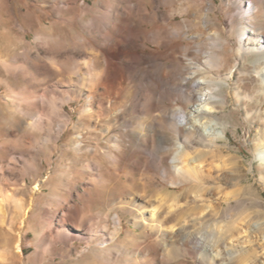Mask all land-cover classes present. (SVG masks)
<instances>
[{
  "label": "rangeland",
  "instance_id": "obj_1",
  "mask_svg": "<svg viewBox=\"0 0 264 264\" xmlns=\"http://www.w3.org/2000/svg\"><path fill=\"white\" fill-rule=\"evenodd\" d=\"M74 2L75 0H0V45L10 44L14 46L16 59L11 66H22L29 62L27 57L34 55V53L27 44L20 42L32 39L31 32L41 25L56 24L70 30L72 33L71 46L75 50L82 49L80 42L89 38V33H92L91 14L82 16L77 9H71ZM201 3L204 5L202 8L199 6ZM218 4L227 11L232 20V30L238 45V52L241 35L249 27V23L245 20L244 11L236 4V0H163V4H160L159 8L161 10L168 9L171 12L170 16L165 13L171 18V31L169 32L175 34L174 39L178 45L176 52L173 57L169 56L166 47H164L165 40L161 39L160 36V42L156 43L154 38L139 41L138 47L129 49L124 56L117 59L116 62L119 61L118 68L120 69L118 72L124 78L125 86L124 84L123 86L126 92L120 98L113 96L110 99L111 111L101 113L102 115L96 119L110 121L118 136L121 129L114 126L116 122L123 123L124 129H126L123 138L127 144L124 174L132 177L134 185L139 183L141 198L146 201L158 200L159 203L161 202V209L165 212L170 211L169 207L172 203H177L174 212L183 213L184 216L192 217L194 213L206 212L221 213L223 218H226L227 214L234 215L246 228L254 227V231L248 234V238L253 242L256 264H262L264 258V170L260 168V164L264 162V159L260 155L264 153V134H262L264 132V87L260 85L264 82L254 72L258 56H246L238 61L241 77L250 82L243 95L239 97V103L244 106L245 110L241 113L238 108L233 106V112L225 107L223 113L229 123H231L233 116L240 121L239 126L235 129V135L240 137L239 141L233 138L231 131L226 134L213 120L209 119V116L215 114L212 111L209 116L199 119L202 124L210 125L212 133L218 137H216L218 148L215 154H206L208 149H205L201 144L192 147V150L190 149L191 153L197 151L198 154V163L191 161V165L195 164V166L201 167L197 168L200 173H197L196 176L201 185H194L191 181L176 185L179 183V179L176 177L179 167L176 166L181 163L178 156L167 151L166 143L160 142L161 144L156 148H148L145 143L148 134L144 129L155 124L156 117L164 118L168 125L175 124L180 120L183 110L192 111L190 106L197 103L195 99L193 103L189 102L188 96L200 97V94L211 89H216L215 93L220 91L219 84L212 81V78L205 79L204 76L198 75V73L203 72L200 64L205 58V53L210 52L212 48H217L218 43L216 40H205L208 34H205L204 37L201 36L203 28L197 22L202 23L205 19H212ZM80 6L81 11L91 7L92 13L105 10L101 7L99 0H81ZM155 7V3H148L149 20L154 18L152 14ZM261 8L259 18L253 27L262 34L264 33L263 4ZM243 14L244 16H242ZM69 19H73V21H69ZM73 23L76 25L73 26ZM165 26V22L160 17L155 19L154 27L164 28ZM133 30H136V27ZM155 37L156 40H159V36ZM128 44V42L123 44V47ZM161 45H163L164 50L158 52L157 49ZM31 47L38 49L41 45L37 44ZM91 57L92 55L89 59L92 60L93 57ZM235 62L232 63L231 69L235 66ZM70 68L72 72L69 69L68 72L72 74L76 83L78 80L86 78L82 75L84 73L78 72L75 65ZM237 69L235 68L234 72ZM186 79H189L188 82L185 81ZM200 81H204V83H200ZM146 93H149L151 98H146L145 105L143 101L139 100V96L141 94V96L146 95ZM153 93L156 94L155 97ZM228 94L232 95L231 92ZM160 98L162 100H158ZM82 103L85 105L84 100ZM65 111L68 110L65 109ZM95 113H98L97 110ZM69 115H71L70 112ZM97 128L99 129L100 125H97ZM204 128L202 131H205ZM245 137L252 140L259 138V148L253 145L251 149L248 145V139ZM73 146L75 148V142H73ZM253 152L255 153L254 156ZM245 156L248 158L247 164L244 163ZM140 158L142 159L140 164L132 168V165L138 163ZM200 162L203 165H199ZM215 168L222 169L221 174L224 177H218ZM9 183L14 182L10 180ZM206 185L209 186L208 189L206 188L207 190L204 189ZM201 190L203 192L200 193ZM230 193H234L232 201L221 203L218 201ZM6 195L0 193V209L2 210L0 212V264H22L24 249L31 246L34 252L40 253V264H45V250L38 247L37 236L46 229L45 218L42 213L43 209L49 205L42 206V209L40 208L29 220L30 209L26 206L25 199L15 194L7 196L5 199ZM126 195L123 197L124 199L120 200V203L138 197L136 191L132 190H128ZM18 202H20L21 209L17 207ZM208 206L211 207V211H209ZM108 212L109 210L105 213ZM126 218L133 217L126 214ZM112 220L111 218L108 221L111 227L108 234L113 237V232L120 227L114 226ZM115 220L119 223L117 219ZM127 227L141 234L140 228H135L134 224ZM25 228L32 234V245L25 243V238L28 235ZM244 236L240 235L241 242L245 240ZM17 238H20L22 242V254L17 253L12 244ZM113 238L115 239V237ZM120 240L125 241L126 239L121 237ZM71 244L70 255L67 254L63 261H59L57 258L59 264L96 262L102 259V256H114L119 250L115 244L110 245L108 250L104 252L97 248L90 251L86 241H73ZM27 255L25 253V264H31ZM55 255L58 256V254ZM53 256V254H48V258ZM194 261V259H187L182 264H195Z\"/></svg>",
  "mask_w": 264,
  "mask_h": 264
},
{
  "label": "clouds",
  "instance_id": "obj_2",
  "mask_svg": "<svg viewBox=\"0 0 264 264\" xmlns=\"http://www.w3.org/2000/svg\"><path fill=\"white\" fill-rule=\"evenodd\" d=\"M199 6L204 7L202 3ZM162 11L171 15L168 9ZM197 23L203 28L201 36L208 34L205 40L218 43L217 48L205 53L200 64L203 72L198 73L205 79L211 77L220 86V91L209 98L208 106L215 113L209 119L226 134L231 131L233 138L239 141L235 129L240 121L233 116L229 123L223 115L225 107L233 112V106L241 113L245 110L239 97L250 84L241 77L239 64L238 70L228 76L232 63L240 60L232 20L218 4L212 19ZM31 37L20 42L27 44L34 53L23 65V72L19 66L15 70L10 66L16 59L14 46L0 45V193L7 194L5 199L13 194L23 197L30 209L29 220L42 206L51 205L43 212L45 219L51 218V227L45 229L38 247L45 250L46 264H59L71 246L70 240L57 235L65 213L73 212L78 216L84 226L85 240L89 239V230L96 225L105 238L103 243L112 245L120 238L114 239L103 231L104 212L114 209L119 214L120 222L113 219L112 224L121 228V237L128 239L132 231L127 226L135 221L126 218L120 200L128 190L136 191L140 197L141 188L138 182L133 184L132 177L124 174L120 137L114 132L113 124L108 120H97L94 116L96 105L93 103L87 108L78 90L70 87L75 81L68 72L69 61L81 56L71 46V31L47 24L32 31ZM37 44L41 47H31ZM163 50V45L157 49L158 52ZM33 65L40 70L36 71ZM260 86L264 87V83ZM97 89L95 86L88 88L96 93ZM98 97L97 93V104ZM54 104L58 111L53 110ZM61 118L68 123L58 127ZM97 125H100L99 129ZM257 140L248 139L251 149L253 145L259 148L260 140ZM73 142L79 147L74 148ZM244 163H248L247 156ZM260 168L264 170V162ZM10 180L14 183H9ZM147 202L152 203L151 200ZM209 230H212L211 226ZM25 231L28 232L26 228ZM140 231L143 232V228ZM32 239L28 232L25 243L32 245ZM218 241L224 251L228 250V237H218ZM49 249L58 256L48 258ZM25 253L31 264H40V253L34 252L32 246L24 249L22 264H25ZM217 259L223 260V256Z\"/></svg>",
  "mask_w": 264,
  "mask_h": 264
},
{
  "label": "bare ground",
  "instance_id": "obj_3",
  "mask_svg": "<svg viewBox=\"0 0 264 264\" xmlns=\"http://www.w3.org/2000/svg\"><path fill=\"white\" fill-rule=\"evenodd\" d=\"M80 2L79 0H75L71 9H77L82 16H89L91 14L90 26L93 29L91 30L92 33H89V38H85L80 42L82 49L77 51L81 53V56L79 58H71L68 67L69 69L71 66L75 65L78 72L81 74L84 73L82 75L86 76V78L78 80L74 85L70 84V87H75L78 90L79 96L85 101V106L87 108H91L93 103L96 105L95 111L97 110L98 112H94L96 118L100 117V115H102L101 113H104L105 111H111L110 99L113 96L120 98L126 92L124 78L121 76L120 72H118L120 69L118 68L119 61L116 62L117 59L124 56L129 49L138 47L139 41L148 38H154V42L156 43L160 42L161 36V39L165 40L164 47H166L168 55L172 57L176 52L178 45L174 39L175 34L169 32L171 31V18L159 8L160 4H163V0H99L101 7L105 9L103 12L99 13H92L91 7H88L85 11H81ZM149 2L151 4H156V7L154 8L155 11L152 14L154 15L152 20L148 19L150 16L148 9ZM236 4H238L244 11L245 16L244 14L242 16H244L245 20L249 23V27H247L243 35H241L240 48L237 52V56L240 57L241 60L246 56L257 55L258 58L255 62L254 72L257 73L258 77L264 82V33L261 34V32L259 33V31L254 28L255 21L259 18L262 10L261 5H264V0H249V2L248 0H236ZM157 17H160L161 20L165 22L166 26L164 28L154 27L155 19ZM69 21H73V19H69ZM75 25L76 24L73 23V26ZM134 27H136V30H133ZM155 36H159V40H156ZM127 42L129 44L126 47H123V44H126ZM90 55L93 57H91L92 60L89 59ZM32 56L33 55L27 57L28 61L31 60ZM11 67L14 70L17 69V66ZM237 67L238 62L236 61L235 66L230 72H228V76H231L232 72H234V69H237ZM33 68H35L36 71L40 70L36 65H33ZM19 70L22 72L24 71L23 65L19 66ZM29 70L32 69L30 68ZM188 80L189 79H186L185 81L188 82ZM89 86H95L98 88V104L96 103L97 93L95 91H89ZM215 91L216 89H211L204 94H200V97L188 96L189 102L193 103V100L195 99L197 103H191L192 105L190 107H192V111L183 110L181 112L180 120L177 123L168 125L164 118L156 117L155 124L148 128L144 127V130L148 134L145 138V143L148 148H156L159 144L166 143L167 151L178 156L181 163L176 166L179 167L176 173L179 183H176V185L190 181L193 182L194 185H201L200 180L196 177L197 173H200L197 171V168L200 166L197 167L195 164L191 165V161H193V163H198L197 151L194 152L196 154H194L193 151L192 153L190 152L192 147L201 144L205 149H208V152L206 153L208 155L215 154L217 151L218 147L216 139L218 137L212 133L210 125L206 126L199 120L210 115L212 108L208 106V101ZM148 94H143V96H141V94L139 96V100L143 101V104L145 103L144 101L146 98L149 97ZM153 96L155 97L156 94L153 93ZM158 100L162 99L160 98ZM158 100L157 102H159ZM53 110H59L55 104L53 105ZM67 123L66 120L61 118L59 119L57 126L59 127ZM114 127L121 129V132H119L122 147L121 160L124 162L125 171V152L127 144L123 137L125 135L124 133H126V129H124L123 123L120 124L119 122H116ZM202 127L205 131H202ZM78 147L79 145L76 144L75 148ZM198 153L200 154V151ZM260 157L264 159V153L261 154ZM141 160L142 159L140 158L138 163L133 164L132 168L140 164ZM199 165H203V163L200 162ZM215 170L218 177H224V175L222 176L221 174L222 169L215 168ZM136 171L138 170L136 169ZM207 187L209 186L206 185L204 189ZM201 192L203 191L201 190L200 193ZM233 194L230 193L227 196L220 198L218 201L220 203L230 202L234 199ZM138 199L139 202H137ZM161 200L163 201V199ZM157 201L158 200L149 203L144 198L133 197L120 203L124 212H127L126 214L133 217L135 228H143V232L140 234V232L131 230V237L125 241L119 240L114 243L116 248L119 249L114 256H102V259L96 262H86L84 264H158V262L159 264H182L187 259H194L195 264H224V261H227V264L257 263L253 242L248 238V234L254 231L253 226L246 228L241 222H239L238 218L231 214H227L226 218H223L221 213L207 212L194 213L192 217L184 216L183 213L174 212V207L177 203L170 204V211L165 212V210L163 211L161 209V202L159 203V201ZM19 203L20 202L17 204L18 208H20ZM47 207H51V205ZM208 209L211 211V207ZM1 211L2 210L0 209V212ZM105 212L101 227L103 231L108 233L111 229L108 221L112 218L117 219L120 222V217L114 209H109L108 213ZM50 219L51 218L49 217L44 220L46 228L51 227ZM209 226H211L212 230H209ZM73 229H75V231H73ZM83 232L84 226L83 223L79 221L78 216L73 212L65 213L63 219L60 221L59 231L57 233V235L63 240H70L71 243L73 241H86L90 251L97 248L104 252L110 247V245L103 243L105 238L101 235L100 229H98L96 225H93L89 230V239L85 240L82 235ZM43 233L44 230L37 236L39 243L43 237ZM240 235H245V240L243 242L240 241ZM113 237L121 238V228H117L113 232ZM218 237H228V250L224 251L220 247ZM12 244L15 246L14 248L17 253H23L20 238H17ZM71 246L68 255H70ZM48 254L55 255L56 253L54 250L49 249ZM221 256H223V260H218L217 258ZM262 264H264V258L262 259Z\"/></svg>",
  "mask_w": 264,
  "mask_h": 264
}]
</instances>
